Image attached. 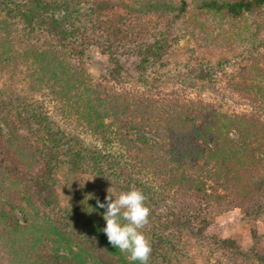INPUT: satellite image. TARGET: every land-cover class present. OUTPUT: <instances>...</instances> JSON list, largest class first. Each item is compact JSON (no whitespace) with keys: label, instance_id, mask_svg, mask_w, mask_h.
<instances>
[{"label":"trees","instance_id":"trees-1","mask_svg":"<svg viewBox=\"0 0 264 264\" xmlns=\"http://www.w3.org/2000/svg\"><path fill=\"white\" fill-rule=\"evenodd\" d=\"M263 6L264 0H0V249L11 264H139L102 231L105 209L97 200L106 203L110 187L113 200L133 187L147 197L154 230L143 231L152 246L149 264L193 259L186 248L202 240L226 251L222 259L211 249L215 260L208 264H264V252L246 253L229 239L203 235L212 212L238 204L254 217L264 211V115L258 111L264 83L256 80L264 59L232 77L236 93L257 107L240 113L174 94L119 89L82 61L97 47L109 58L112 80L129 76L127 58L135 61L133 76L144 79L178 58L182 39L223 46L229 29L246 27L249 16L259 36ZM254 49L258 54L260 47ZM189 52L196 57V49ZM188 65L197 82L206 65ZM34 94L53 99L64 120L103 148L58 125ZM86 171L93 183L78 179ZM170 197L186 201L191 212L155 213Z\"/></svg>","mask_w":264,"mask_h":264},{"label":"rangeland","instance_id":"rangeland-1","mask_svg":"<svg viewBox=\"0 0 264 264\" xmlns=\"http://www.w3.org/2000/svg\"><path fill=\"white\" fill-rule=\"evenodd\" d=\"M254 20L255 17L249 16L246 19V27L242 26L243 24L241 23V25H236L229 29L223 36V39L227 40L223 46L218 44L214 48V46H209L210 43L199 42L197 45V43L193 42V39L180 40L176 48L178 58L172 59L166 68L162 67L160 72L157 70L149 71L147 78L143 76L144 79L133 76L136 74L132 69L135 61L132 58H127L122 59V63L127 67L129 76H123L120 80H112L110 76L112 65L109 62V58L101 54L97 47L89 48L82 57V61L94 77H102L119 89H131L160 97H168V94H174L183 101L192 100L211 103L220 107L222 111L227 112H253V110L257 111V107L255 108L249 99L236 93L231 86V82L232 77L236 75L240 68L247 66L253 60L264 59V31L259 36L258 33L257 35L254 33L252 28ZM204 23L211 24L208 18L204 19ZM210 27L213 28L212 26ZM258 42L257 47L256 44ZM200 44H203V46H200ZM254 45L256 48L260 47L258 54L261 57L256 54ZM204 46L209 48L206 50ZM191 47L196 49L194 53L196 57H193V54L189 52ZM192 57L195 63L206 65L201 79L197 82H193L192 75L186 72L187 67L190 66L188 63H194L191 61ZM259 63L263 70L260 73L256 71V80L262 84L264 83V62L260 61ZM121 73L123 72L121 71ZM157 76L161 77V79L154 81ZM210 79L211 82H208ZM3 80H5V77H0V87ZM143 80H147L148 85L144 84ZM262 96H264V90ZM33 100L42 105L58 125L63 126L69 133L79 136L85 144L103 148L101 142L87 134L83 128L68 120H64L55 109L56 105L53 99L46 95L34 94ZM258 111L264 115V110L263 112L261 109ZM232 135L235 136V134ZM77 177L84 183H93L92 175L88 171L79 173ZM60 178L65 181V176L61 175ZM95 185L98 186V183L96 182ZM179 208L185 209L187 213L191 212V207L186 201L173 197L166 198L163 203L155 207L154 211L164 216L170 215V212L179 210ZM15 214L19 220L22 219L18 211H15ZM206 219L208 222L203 230L204 236H215L218 240L229 239L246 253L250 250H255L260 254L264 252V211L254 217L253 212L251 214L246 205L242 204L240 206L238 204L224 212H212ZM142 231L147 233L148 236L151 235L154 230L150 221ZM191 241L193 243L196 242L195 240ZM181 243L182 241L176 247L180 248ZM211 243L213 242L206 243L202 240L199 244L196 243L198 245L193 244V246L187 247L186 249L191 250V253H193V259L181 257L173 264H208V259L211 262L215 260V257L210 252L211 249L216 257L225 259L226 257L222 252L225 253L226 251L214 249V244ZM0 264H11L1 249Z\"/></svg>","mask_w":264,"mask_h":264},{"label":"clouds","instance_id":"clouds-1","mask_svg":"<svg viewBox=\"0 0 264 264\" xmlns=\"http://www.w3.org/2000/svg\"><path fill=\"white\" fill-rule=\"evenodd\" d=\"M107 191L106 203L97 200L98 207L105 209L103 219L106 227L102 231L109 243L126 254L129 261L149 264L152 246L142 231L148 225L151 214L146 205L147 197L135 187L120 192L114 200L112 187Z\"/></svg>","mask_w":264,"mask_h":264}]
</instances>
